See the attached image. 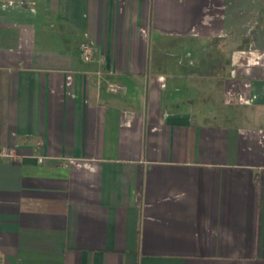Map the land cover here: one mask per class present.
I'll return each mask as SVG.
<instances>
[{"label": "crops", "instance_id": "1", "mask_svg": "<svg viewBox=\"0 0 264 264\" xmlns=\"http://www.w3.org/2000/svg\"><path fill=\"white\" fill-rule=\"evenodd\" d=\"M0 148L4 264H264V0H0Z\"/></svg>", "mask_w": 264, "mask_h": 264}, {"label": "built area", "instance_id": "2", "mask_svg": "<svg viewBox=\"0 0 264 264\" xmlns=\"http://www.w3.org/2000/svg\"><path fill=\"white\" fill-rule=\"evenodd\" d=\"M81 58L84 62H90L93 59L92 49L85 45L82 46L80 50ZM108 90L110 93H119L124 91V87L118 84H109ZM36 163L41 165L44 163L43 157H36ZM22 157L18 155L16 149L13 148H0V162H9V163H20ZM0 264H4L0 261Z\"/></svg>", "mask_w": 264, "mask_h": 264}]
</instances>
